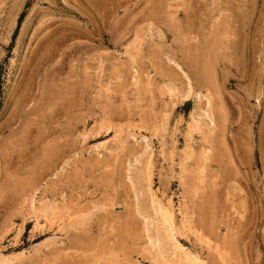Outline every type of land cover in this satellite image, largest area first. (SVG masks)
Masks as SVG:
<instances>
[{
  "label": "rangeland",
  "instance_id": "1",
  "mask_svg": "<svg viewBox=\"0 0 264 264\" xmlns=\"http://www.w3.org/2000/svg\"><path fill=\"white\" fill-rule=\"evenodd\" d=\"M0 264H264V0H0Z\"/></svg>",
  "mask_w": 264,
  "mask_h": 264
},
{
  "label": "trees",
  "instance_id": "2",
  "mask_svg": "<svg viewBox=\"0 0 264 264\" xmlns=\"http://www.w3.org/2000/svg\"><path fill=\"white\" fill-rule=\"evenodd\" d=\"M22 17H23V13H21V15L18 18V25L20 24Z\"/></svg>",
  "mask_w": 264,
  "mask_h": 264
}]
</instances>
